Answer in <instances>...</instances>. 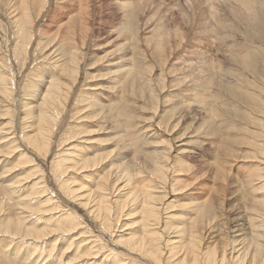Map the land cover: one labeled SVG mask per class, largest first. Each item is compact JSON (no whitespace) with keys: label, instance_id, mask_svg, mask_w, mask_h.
Segmentation results:
<instances>
[{"label":"rangeland","instance_id":"374dc122","mask_svg":"<svg viewBox=\"0 0 264 264\" xmlns=\"http://www.w3.org/2000/svg\"><path fill=\"white\" fill-rule=\"evenodd\" d=\"M239 2L0 0V77L10 89L0 92V264H87L88 246L68 248L80 234L105 248L97 264L115 257L155 264L115 248L122 230L141 232V217L125 216L136 205L122 212L114 203L112 236L72 195L77 185L94 189L104 177L129 173L135 192L160 185L166 229L182 228L192 203L207 206L202 212L212 215L199 224L205 250L215 246L230 258L253 226L264 234V0ZM72 47L74 76L62 61L72 65ZM49 76L59 80L62 101L48 151L39 154L27 139L35 131L24 107ZM166 152L170 167L161 181L154 168ZM40 177L46 206L34 199ZM70 215L79 225L71 239L54 231ZM251 216L259 220L253 226ZM24 220L53 235L11 238L7 232Z\"/></svg>","mask_w":264,"mask_h":264},{"label":"bare ground","instance_id":"6f19581e","mask_svg":"<svg viewBox=\"0 0 264 264\" xmlns=\"http://www.w3.org/2000/svg\"><path fill=\"white\" fill-rule=\"evenodd\" d=\"M193 1H195V0H193ZM209 1L210 0H208V2ZM237 2H238V0H237ZM244 2H245V0H240V2L238 4L243 5ZM192 4H194V2ZM218 4H216V5H218ZM211 9H213V7ZM248 11H250V9H248ZM221 13H222V11H221ZM71 51H73L72 52L73 57L71 60L72 65L70 66V63H69L70 60L68 61V58H66V60L62 59V61L65 62L64 66L66 67L67 71L70 72V75L74 76V74H76V72L78 70L77 66L79 63V57L74 55L75 53H74L73 47L71 48ZM55 52L56 51L54 50V52L51 54H54ZM69 54H71V52H69ZM69 54L67 53V56ZM69 58H70V56H69ZM132 62H133V60H132ZM68 63H69V65H68ZM63 71L65 72V70H63ZM44 81H46L45 83L47 85H45L44 87H41L39 90L35 91V94L32 95L33 101L27 103V105L24 104L25 105V107H24L25 116L28 119H30V124H31L29 126V129L35 131V133L31 134V136L27 135L28 136L27 139L30 141V143H32L35 147H37L39 154H44V153H47V151H48V148L51 144V136L50 135L52 134L54 124L57 121V119H55L56 107H58L57 105L59 104V101H62V98L60 100L61 86H59L60 84H57L59 82V80H57L55 76L51 77V78L49 76L48 79H45ZM44 81H41L39 83L40 86H43ZM0 82H4L1 84L0 92L1 91L2 92L4 91L5 93L9 92L10 89L7 88V87H9L7 84L8 81L2 75L0 77ZM62 89H64V88H62ZM0 96H1V94H0ZM63 96H64V94H63ZM2 104H4V103H2ZM34 126L37 127V130H36V128L34 129ZM46 129H47L48 135H47V133H45ZM7 134H9V136L12 135V133H7ZM1 135H3V134H1ZM13 136L10 137V139H13L12 140L13 143H16V137H15L14 133H13ZM5 138L8 139L9 137H5ZM9 145H12V143L11 144L9 143ZM77 152H80V151L77 150ZM80 153L81 154H79L78 158H81L83 156L82 155L83 152H80ZM168 155L169 154L167 152L164 153L163 154L164 158H162L163 159L162 162L158 161L159 163L156 164V167L154 168L155 169V171H154L155 177L157 179H160L161 181L166 180V178H164V177L166 175V171H168L169 167H170L169 163H168V161H169ZM90 160L92 161V159H87L84 162V164L88 163L90 166V163H91ZM159 164H161V166H158ZM85 168H89V167L88 166L82 167L81 170L85 169ZM73 170L77 171L78 169H73ZM139 174L142 175V172H140ZM129 175H131V174L130 173L126 174V178L130 177ZM38 177L39 176L37 175V178ZM126 178H125V176H120L117 179L115 178L114 180L113 179L110 180V178L104 177L103 182L100 183L97 187H95V188L93 187L94 189L88 187V189L85 190L87 188L85 185L86 183H83L81 185H77L76 190L72 193L73 197L75 194V199L80 201L81 207H84L85 209H87L89 215H91L92 218H94L96 221H98V223H100L101 228L105 229L107 231V232L105 231L106 233H111L112 236L115 235V234H113V232L116 231L115 227L113 228V226L116 225V224H114L115 221L113 220V218L115 217V214H113L114 203L117 204V207L122 212H123V210L126 209V207L131 206L132 204H134L138 207V209L136 210V212L134 214L129 213V215H125V216H134V215L136 216L138 214L141 217V222L138 223L141 226V232L139 230H137L136 232H134L132 234L127 233L125 230H122L121 232H119V237L117 238V236H116L117 243H114L116 245V247H115L116 249H118L122 244L124 247L121 246L120 248H122L123 250H126V253L128 255H136V256L138 255L141 258H145V259H149L150 261H153L155 264H263V262H264V239H263L264 234L262 235V234L256 232L254 227H257V226H253V223L259 222V220H257L258 218H256L257 216H253V217L251 216V218H249V220L251 221V225L253 226L252 227V229H253L252 237L250 238V240L245 239L244 243L239 242L240 245H242V247L237 251V253L234 252L236 254L229 255V256H231L229 258L226 256L227 253L225 252V250L220 252L217 248H215V246H213L214 248H212V247L210 248L211 251L203 249V241L205 238L203 236L204 230L202 231V228L199 226V224L204 226L205 221L207 222L209 220V219H207V217L212 215L211 213H209L207 215L208 212H205V210H204V212L206 214L202 212L203 209L207 206L204 207L203 203L197 202V201L192 203V208L190 211V217L188 219L184 220L181 224H178V226L180 225L179 227H181V226H183V227L182 228H175V226H174L171 229H166V228H164L165 223L161 219L162 218L161 212L163 210L162 205H161V203L163 201H161V200L163 198L160 197V194H161L159 191V189H161L160 185L158 187L156 186L155 188L149 187L147 189H141V190L136 189L138 192L137 191L135 192L133 189L130 188V186H129L130 184L126 180ZM39 179L41 180V182L37 183L35 186L38 188L40 185H42V190L41 191H33L34 195L36 196L34 199H39L38 203L41 204L42 206H46L49 202V201L47 202L48 199L45 200V202H43V203H41V200H44V198L47 197V196H45V193L48 190L46 189V187L43 183L44 182L43 178L40 177ZM260 180L261 179H257V182H260ZM156 182H157V180H156ZM17 183H19V182H15L13 184H10L11 185L10 188H13L14 185H16L14 189H15V191H17V188L19 187V186H17ZM20 190H19V192H20ZM28 190H29V188H28ZM82 190H85V191L83 192ZM27 192H29V191H27ZM31 196H32V194L31 195L29 194L27 196V199H25V200L28 201L29 199H31L30 198ZM122 198H124V200H123V203L120 204V199H122ZM21 202H23V201L20 200V202H19L20 203V210H23L24 205L21 204ZM70 216L71 217H69V219L65 218V219L61 220V222L64 223L65 226L59 225V224L54 225L55 226L54 231L59 233L60 235H66V236L70 235V239H71L76 235V232H77L76 230L78 229L79 225L74 224L75 221H74L72 215H70ZM32 217H33V215H28L27 217H24L23 219H29ZM262 217H264V216H262ZM32 219H34V218H32ZM59 220H60V218H59ZM260 220H262V219H260ZM24 222H25V220L23 222H16V223L12 222V223H14L15 227L12 230L10 229L11 231L10 232L8 231L7 234L12 235L13 237H11V238L19 237L20 239L22 238V240L32 239L33 241L34 240L43 241V240H45L44 237H46V236L48 237V235L50 237L53 235L52 233H49L47 231H42V229L36 230L35 227H32V226L27 227ZM176 225H177V223H176ZM207 227H209V226H207ZM123 228L124 227H122V229ZM2 231H4V230H2ZM166 231H167V233H166ZM165 233H166L167 237H164ZM85 237L86 236L80 234V236L78 235L77 237H74L73 240L70 242H69V240H67L68 248L71 250L73 245H74V241H76V242L79 241L78 244H82V245H80L79 249L81 247H83L87 250V246H88V251H87L88 255H85V256H87V258L90 260H89V263H87V264H97L93 260L95 258H97L98 256H100L103 253L105 248L99 247V239L97 237H94L95 239H93V238L88 239V238H90L89 236L87 238H85ZM83 238H85V239H83ZM206 238H207V236H206ZM32 243H33V245L35 244V242H32ZM204 245H206V244L204 243ZM98 247L101 250V252L94 250L95 248H98ZM120 248H119V250H122ZM67 250H66V252H67ZM115 251H113V252H115ZM68 253H70V251ZM105 253H107V252H105ZM64 254H66V253H64ZM111 254L113 256L112 257V261H113V258L115 257V255L113 253H111ZM117 254L120 255V253H117ZM105 257H107V255ZM110 257L108 259H111ZM108 259H107V261H108ZM114 259L115 260L113 262H111L112 264H121L122 262H124V261L119 260L116 257ZM81 260H82L81 256H77V258L75 259V261H77L79 263H83V261H85L86 259L82 260V261ZM103 264H107V263H103ZM128 264H130V263H128Z\"/></svg>","mask_w":264,"mask_h":264}]
</instances>
